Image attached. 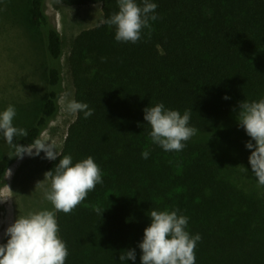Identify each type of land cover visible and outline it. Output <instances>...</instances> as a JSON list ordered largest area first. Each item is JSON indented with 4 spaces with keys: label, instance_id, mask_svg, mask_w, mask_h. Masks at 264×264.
<instances>
[{
    "label": "trees",
    "instance_id": "obj_1",
    "mask_svg": "<svg viewBox=\"0 0 264 264\" xmlns=\"http://www.w3.org/2000/svg\"><path fill=\"white\" fill-rule=\"evenodd\" d=\"M60 1L101 7V20L74 35L64 60L73 100L93 115L75 114L59 153L73 164L91 156L103 173L72 213H56L65 264H141L152 210L188 217L186 230L201 236L195 264H264V186L249 163L246 143L255 141L238 121L241 102L264 99V0H151L158 19L134 44L118 42L115 27L102 23L119 10L118 0ZM44 7L45 0H29L46 80L28 135L14 138L24 146L57 114L62 91V37ZM158 103L190 111L197 134L182 151L152 142L144 109ZM11 151L0 157V188L16 158ZM60 158L48 160L45 172L54 173ZM131 249L135 261H120Z\"/></svg>",
    "mask_w": 264,
    "mask_h": 264
},
{
    "label": "clouds",
    "instance_id": "obj_2",
    "mask_svg": "<svg viewBox=\"0 0 264 264\" xmlns=\"http://www.w3.org/2000/svg\"><path fill=\"white\" fill-rule=\"evenodd\" d=\"M156 8L157 4L151 0H143L142 6L137 0H118L119 10L102 23L115 27L118 42L134 44L141 40L145 28L150 35V21L158 19ZM65 107L72 114L82 112L85 119L93 115V110L84 102L70 100ZM16 115L12 105L0 112V135L12 149L9 158L23 159L25 154L38 156L41 151L49 160L61 158L54 173L52 170L45 173V178L51 180L45 198L54 210L18 216L5 231L9 237L7 243L0 244V264H65L69 251L59 236L56 213H72L97 184L103 183V173L91 156L73 164L71 155L61 156L54 142L37 139L27 146L14 143V138L28 135L26 129L14 125ZM190 118V111L181 114L178 110L166 109L163 103L144 109V120L151 126V140L165 151H182L186 142L197 134V129L189 125ZM238 121L255 141V145L248 141L246 148L253 149L249 156L251 170L259 185L264 186V99L241 102ZM141 155L146 159L149 153L143 151ZM6 176H11V169H7ZM10 197L0 196V201ZM94 210L100 215L103 212L99 207ZM150 217L151 224L144 229L143 240L139 243L141 264H195V249L201 236L191 235L186 230L188 217L167 210H152ZM119 259L135 261V249L121 253Z\"/></svg>",
    "mask_w": 264,
    "mask_h": 264
},
{
    "label": "rangeland",
    "instance_id": "obj_3",
    "mask_svg": "<svg viewBox=\"0 0 264 264\" xmlns=\"http://www.w3.org/2000/svg\"><path fill=\"white\" fill-rule=\"evenodd\" d=\"M29 0H0V112L9 105L17 115L13 121L26 129L35 120L45 94V55L42 34L30 23ZM45 13L60 32L63 42V83L58 99V112L42 130L39 139L54 142L59 152L69 123L75 114L66 110L67 101L73 100V86L65 65L71 39L84 28L101 20L99 3L65 4L60 0H45ZM10 146L0 135V157ZM35 151V149H33ZM45 153L15 158L5 172L0 196H11L0 201V244L9 237L5 231L18 216L41 210H54L45 192L51 186L45 178Z\"/></svg>",
    "mask_w": 264,
    "mask_h": 264
}]
</instances>
